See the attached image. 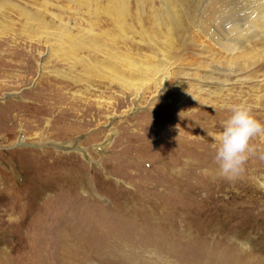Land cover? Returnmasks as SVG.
I'll return each instance as SVG.
<instances>
[{
    "label": "rangeland",
    "instance_id": "rangeland-1",
    "mask_svg": "<svg viewBox=\"0 0 264 264\" xmlns=\"http://www.w3.org/2000/svg\"><path fill=\"white\" fill-rule=\"evenodd\" d=\"M92 9L0 0V264H264V135L235 179L210 173L225 105L264 124V29L231 76L228 54L194 31L207 51L177 39L152 51L128 33L133 56L168 63L136 98L66 59L65 35Z\"/></svg>",
    "mask_w": 264,
    "mask_h": 264
},
{
    "label": "bare ground",
    "instance_id": "bare-ground-1",
    "mask_svg": "<svg viewBox=\"0 0 264 264\" xmlns=\"http://www.w3.org/2000/svg\"><path fill=\"white\" fill-rule=\"evenodd\" d=\"M101 1L104 6L98 7L102 2L88 0L89 4H93L91 14L94 18L90 21L92 23L87 22L88 28L74 37L65 35L66 59L72 62L71 65L79 66L87 73H94L97 67L106 70L112 76V82H117L127 90H134L136 98L143 93L148 83L166 82L168 73L165 66L168 63L165 56L160 60L156 55H141V59L137 58L136 54L133 56L127 48L128 33L132 32L142 43L146 40L147 49L160 52L163 50L161 46L168 51L172 50L175 39L194 45L188 30L194 31L198 37H203L221 52L228 54L229 59L225 62L228 68L226 73L231 76L236 70L238 57L235 55L238 50L251 43L254 37H257L255 34L264 29V0ZM130 1L136 5V11L147 7V16L142 19L137 11V15L132 18L128 11ZM130 18L138 32L128 24ZM39 25L41 29H46L44 22H39ZM104 27L105 30H100ZM96 30H99L100 34L96 33ZM198 43L194 46L207 51L208 48ZM50 49L48 54L51 53ZM43 65L39 64L40 70ZM219 65L216 64L215 69ZM212 72L210 71V74ZM232 106L225 105V111L231 110ZM210 173L216 175L217 170Z\"/></svg>",
    "mask_w": 264,
    "mask_h": 264
},
{
    "label": "clouds",
    "instance_id": "clouds-1",
    "mask_svg": "<svg viewBox=\"0 0 264 264\" xmlns=\"http://www.w3.org/2000/svg\"><path fill=\"white\" fill-rule=\"evenodd\" d=\"M230 111L231 115L214 137L216 174L228 180L235 179L243 171L249 154L254 151L250 145L252 138L264 135V124L257 121L244 105H235Z\"/></svg>",
    "mask_w": 264,
    "mask_h": 264
}]
</instances>
